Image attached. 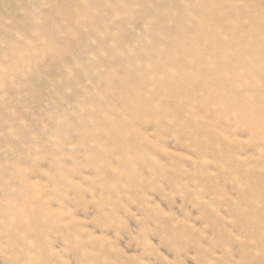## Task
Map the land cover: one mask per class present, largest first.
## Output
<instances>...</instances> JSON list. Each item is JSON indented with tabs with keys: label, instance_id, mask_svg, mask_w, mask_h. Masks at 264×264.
Instances as JSON below:
<instances>
[{
	"label": "rangeland",
	"instance_id": "374dc122",
	"mask_svg": "<svg viewBox=\"0 0 264 264\" xmlns=\"http://www.w3.org/2000/svg\"><path fill=\"white\" fill-rule=\"evenodd\" d=\"M141 1L0 0V264H264V97L184 39L227 0Z\"/></svg>",
	"mask_w": 264,
	"mask_h": 264
},
{
	"label": "bare ground",
	"instance_id": "6f19581e",
	"mask_svg": "<svg viewBox=\"0 0 264 264\" xmlns=\"http://www.w3.org/2000/svg\"><path fill=\"white\" fill-rule=\"evenodd\" d=\"M74 3V6L76 7L79 3L80 0H71ZM144 1L146 4H148L147 0H142ZM141 1V2H142ZM235 1V0H234ZM233 0H227L224 3L223 8L225 9V7L227 8V11L223 14L224 18H221L224 22H222V24L224 23L226 25L225 32L221 33V36L216 39V37H214V33L211 32V28L209 27L212 26V24H215L214 21H216V15H215V7H213L212 3L207 2V4H211L212 7H209V14H204L203 16L205 17V19L207 20L206 22L208 23H197L195 24V26L193 27V31L194 34H198V36L195 37V39L193 37L187 38L186 35L188 34H184V39L189 40L187 42L191 43L192 45V49L189 51V53H187V55L189 57H194L195 63H192L194 66L196 67H207L210 66L211 68L215 65V63L220 62V67H214V69L211 70V80L215 81V75L216 76H220L221 78H223V80H226L225 84H231L233 82H240L241 79L245 78L244 76L247 75L248 78H251V84L252 87L251 89H253L255 87L254 90L249 92H243L244 94L240 95V93H238V95H236L234 99H236L238 101V103H242L244 105V101L246 102V99L248 100L249 97H251V94L253 95L254 93H258L257 95L261 96L260 100L263 99L264 97V91H262L261 89V84L259 83V81L257 80V78L255 79V74H261L262 77L264 76V41H251L249 40L248 37H250V39H255L256 37H258L261 33L264 34V20L262 22H260V18L264 17V13L258 15V16H251L249 15L247 12L244 13L242 11H234V3ZM99 4H101V2H98ZM227 4V5H226ZM237 6V3H234ZM245 6V9L247 7H249L248 3L246 2V5L243 4ZM100 6V5H99ZM218 7V6H217ZM241 6H239L240 9ZM219 8V7H218ZM220 9H218L219 11ZM248 10V8L246 9ZM222 11V9H221ZM220 12V11H219ZM220 14V13H219ZM218 15V14H217ZM71 18V14L69 16ZM214 19V21H212ZM218 28V27H217ZM223 28V26H222ZM201 39V41H200ZM193 41V43L191 42ZM242 62V63H240ZM238 63L242 64L241 69L239 68ZM179 65H181V62H178ZM206 70V69H205ZM243 70V71H242ZM254 74V75H253ZM187 75V74H186ZM260 75V76H261ZM205 76V75H204ZM253 76V77H252ZM191 76H184L182 75V77L177 78V79H172L169 78L171 84H173L174 88H181L182 85L185 84V82L188 83V81H190ZM209 78V79H210ZM259 78V77H258ZM167 79V80H168ZM231 79V80H230ZM262 79V78H261ZM168 80V81H169ZM218 80V79H217ZM253 80H257V82L253 81ZM263 80V79H262ZM232 81V82H231ZM183 82L184 84H182L180 86V83ZM203 82V81H201ZM231 82V83H230ZM210 83V82H209ZM247 83V82H246ZM212 84V83H211ZM241 84V82H240ZM189 85V84H188ZM198 85V84H197ZM203 86V83L201 84ZM235 85V84H234ZM185 86V85H184ZM196 86V85H195ZM200 86V85H198ZM207 87V85H205ZM241 86V85H240ZM248 88V85H246ZM264 86V85H263ZM188 87V86H187ZM193 87V86H192ZM233 87V91L234 90V86L231 85V88ZM243 87V86H241ZM249 87V88H250ZM167 88V87H166ZM165 88V89H166ZM190 88V87H189ZM187 89L186 90V95L190 96L193 93V89ZM204 88V87H203ZM237 88V86H236ZM244 88V87H243ZM208 89V88H206ZM241 88H239L238 90L240 91ZM246 89V87H245ZM250 89V90H251ZM167 90V89H166ZM165 90V91H166ZM173 90V89H172ZM181 90V89H180ZM204 90V89H203ZM219 90V89H218ZM261 90V91H260ZM183 91V89H182ZM185 91V90H184ZM202 91V90H201ZM215 91V90H214ZM229 91V90H228ZM247 91V90H246ZM195 92V91H194ZM197 92V91H196ZM137 92L133 91V94L135 97H138V95H135ZM172 93V92H170ZM203 93V92H202ZM205 93V92H204ZM165 94V93H164ZM168 94V93H167ZM196 94V93H195ZM192 94V95H195ZM130 95V94H129ZM208 95V94H207ZM244 95V96H243ZM256 95V94H255ZM256 95V96H257ZM162 97V95H159ZM171 96V95H170ZM204 96V95H203ZM131 97V96H130ZM193 97V96H192ZM210 97V96H209ZM139 98V97H138ZM159 98V97H158ZM212 98V97H211ZM259 98V97H258ZM160 99V98H159ZM186 99V98H185ZM217 99V98H216ZM135 100V99H134ZM162 100V99H161ZM165 100V98H164ZM213 100V99H212ZM127 101V100H126ZM253 101H256L255 98L253 99ZM135 102V101H134ZM143 102V101H142ZM187 102V101H186ZM185 102V103H186ZM213 101H211L212 103ZM231 102V101H230ZM136 103V102H135ZM141 103V102H139ZM158 103V102H157ZM214 103V102H213ZM258 103V102H257ZM256 103V104H257ZM127 104V103H126ZM131 104V103H130ZM145 104V103H144ZM150 104V103H149ZM148 104V105H149ZM233 104V102H232ZM255 104V105H256ZM133 105V103H132ZM234 105V104H233ZM239 105V104H238ZM251 105V104H250ZM254 105V104H253ZM128 106V105H127ZM130 106V105H129ZM140 106V105H139ZM142 106V105H141ZM146 105H144L143 107L146 109L145 107ZM152 106H154L152 104ZM231 105H229L230 107ZM240 106V105H239ZM242 106V105H241ZM240 106V107H241ZM142 107V108H143ZM151 107V104H150ZM149 107V108H150ZM159 107V106H158ZM233 107V106H232ZM252 107V106H251ZM138 108V105L137 107ZM248 107L243 106L241 108H237L238 111L236 114L239 113V115H243L241 118L245 119V116H249L247 118V120H251V122L249 121V124L252 123V121L256 122V124H259V121L262 120L261 116L260 119H257V115L256 113H251ZM133 109V108H132ZM135 109V108H134ZM148 109V108H147ZM155 109V108H154ZM152 109V110H154ZM162 109V107H161ZM234 109V108H233ZM137 110V109H136ZM139 110V109H138ZM149 110V109H148ZM145 111V110H144ZM151 111V110H149ZM166 111V110H165ZM141 112V109H140ZM160 112V111H159ZM253 112V111H252ZM142 113V112H141ZM144 113V112H143ZM151 113V112H150ZM156 113V112H155ZM161 113V112H160ZM159 113V114H160ZM143 115V114H142ZM146 115V113H145ZM152 115V113H151ZM162 115V114H161ZM134 116V115H133ZM163 116V115H162ZM263 116V115H262ZM147 117V116H146ZM151 117V116H150ZM160 117V116H159ZM223 117V116H222ZM161 118V117H160ZM150 119V118H149ZM158 120V119H157ZM232 121V120H231ZM245 121V120H244ZM264 121V120H262ZM205 122V121H203ZM248 123V122H247ZM203 124V123H202ZM245 124V122H244ZM261 124V123H260ZM255 125V123H254ZM264 126V124H262ZM208 126V124H207ZM252 126V125H249ZM206 127V126H204ZM260 128V126H258ZM264 128V127H263ZM199 129H202L201 127ZM197 129V130H199ZM207 129V127L205 128ZM196 130V131H197ZM202 133V132H201ZM204 133V132H203ZM202 133V134H203ZM206 133V132H205ZM258 133V132H257ZM200 139V138H199ZM126 158V157H125ZM124 161V159H123ZM127 164V163H126Z\"/></svg>",
	"mask_w": 264,
	"mask_h": 264
}]
</instances>
